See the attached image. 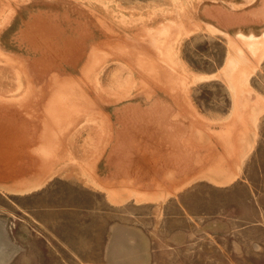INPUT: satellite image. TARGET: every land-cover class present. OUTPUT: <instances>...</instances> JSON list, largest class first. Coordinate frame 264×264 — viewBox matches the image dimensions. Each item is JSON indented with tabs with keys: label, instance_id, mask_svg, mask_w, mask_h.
<instances>
[{
	"label": "bare ground",
	"instance_id": "obj_1",
	"mask_svg": "<svg viewBox=\"0 0 264 264\" xmlns=\"http://www.w3.org/2000/svg\"><path fill=\"white\" fill-rule=\"evenodd\" d=\"M31 1H0V191H39L42 196L34 201L42 210L61 204L74 208L98 205L99 210H108L109 204L122 205L131 196L136 203L143 200L145 192L140 196L135 189L132 195L134 189L130 192L128 186L146 192L168 186L149 182L151 173L161 181L166 166L172 168L182 189L200 177L219 185L229 182L226 169L230 168L222 170L221 161L227 157L223 159L219 152V161L214 162L204 155L208 148L215 152L223 144L227 154L237 158L256 130L252 107L255 102L264 103L258 96L252 103V70L242 45L250 54L262 51L259 54L264 55L263 31L241 36V46L235 37L229 39L234 52L214 77L226 80L234 113L231 121L211 124L191 108L189 87L201 78L189 75L177 56L178 41L190 25L169 17H145L148 22L140 24L128 40L119 29L131 23L125 18L130 12L117 2L101 5V1H94L89 9L98 25L88 24L81 13L69 11L68 5V9L60 2L54 9L50 6L60 0L34 3L14 20L17 9ZM253 18H249L251 23ZM251 23L241 21L239 25ZM176 99L187 105L176 106L180 116L192 112L188 125L173 119ZM201 132L208 137V148L199 144ZM193 133L198 142L191 138ZM75 146L80 148L75 151ZM204 161L206 176L197 174ZM140 182L145 183L137 186ZM61 186L63 192L57 194ZM122 187L128 193L118 189Z\"/></svg>",
	"mask_w": 264,
	"mask_h": 264
},
{
	"label": "rangeland",
	"instance_id": "obj_2",
	"mask_svg": "<svg viewBox=\"0 0 264 264\" xmlns=\"http://www.w3.org/2000/svg\"><path fill=\"white\" fill-rule=\"evenodd\" d=\"M39 1L47 0H32L25 5L26 8L20 7L14 20ZM70 1H52L50 6L54 9L60 2L67 9L70 7L69 11L76 10L75 12L81 13L84 21L88 20L91 25H98V22L89 9H93L95 4L113 5L117 2V6L131 14H125V18L131 23L119 29L124 34L120 35L128 40L129 35H133L139 26L147 23L150 18L153 20L155 17H169L176 23L185 22V25H190L186 29L189 31L181 36L177 45L179 63L189 75L201 78L189 87L192 94L190 107L194 108L203 120L208 121L207 123L219 124L232 120V91L222 76L218 78L214 75L220 73L229 54L234 52L229 39L235 37L236 39H233L241 46V36H255L264 32V25L260 27L258 22H264V14H255L257 9L259 12L264 11V0ZM80 1L84 3L83 6ZM85 9L91 15L88 11L84 12ZM237 12L247 16L246 21L249 23V18L254 17L252 25L236 26H250L251 30L237 29L231 36L207 20L229 26L238 20ZM127 16L131 18L130 21ZM93 18L95 20H92ZM24 20H27V15ZM145 20L147 22H144ZM242 48L247 56L246 63L252 70V103L257 96L264 103V55L259 54L262 51L250 54L243 45ZM235 53L239 57V53ZM256 53L259 55L256 56ZM181 100L187 104L186 100ZM176 101L172 102L177 104L175 106L171 103L174 106L171 109L173 119L188 125V121L192 122V112H189L187 117L184 115L186 119L180 116L176 106L183 105L187 108L188 104ZM188 110L190 111L189 105ZM252 123L255 125H252L253 129L256 130L253 132L252 129L246 150L240 152L237 158V155L232 158L231 153V156L227 154L223 144L220 150L212 152L208 148V137L202 132L198 135L199 140L201 135L203 136L199 144L208 148L205 157H212L214 162L219 161L220 153L223 159L227 157L226 161L221 159L224 165L222 170L230 168L226 169L227 176L229 175L227 184H214L200 177L182 189V186L176 184L172 168L166 166L161 181L151 173L149 182L166 184L169 188L163 185L160 189L149 191L153 193L151 195L137 187L128 186V190L134 189L131 190L132 195L137 193L141 196L145 192V196H141L143 200L136 203L131 196L122 205L109 204L108 210H99L98 205L74 208L62 204L42 210L41 207H35L34 201L36 197L42 196L39 191L19 194L0 191V264H264V104L255 102L252 107ZM192 127L193 125L189 124V128ZM209 133L207 134L210 135ZM83 137L84 135L78 139V144L82 143ZM195 137L193 133L191 138L198 142ZM73 148L76 151L80 147ZM200 166L202 167L198 169L197 174H205V161L200 162ZM130 183L134 184L133 181ZM144 183H137V186ZM118 189L125 190L123 187ZM168 189L169 197L161 201V196ZM56 192L61 194L63 186ZM147 194H150V197Z\"/></svg>",
	"mask_w": 264,
	"mask_h": 264
},
{
	"label": "water",
	"instance_id": "obj_3",
	"mask_svg": "<svg viewBox=\"0 0 264 264\" xmlns=\"http://www.w3.org/2000/svg\"><path fill=\"white\" fill-rule=\"evenodd\" d=\"M236 16L238 17V20L237 21H235L234 23H232L231 25H227L225 22V24L226 25H219L217 22H214L213 20H211V19H207V20H209V21H211V22H213L214 23V25L215 26H218L220 29H222V30H224V31H226L227 33H233V32H236L237 31V25H239V23L241 22V21H246V17L247 16H245V15H243V14H240V13H236ZM226 18H228V19H232V17H226ZM259 22V24H261L260 25V27L261 26H263L264 25V22H262V21H258ZM245 31H246V29H248V27H246V26H244V28H243Z\"/></svg>",
	"mask_w": 264,
	"mask_h": 264
}]
</instances>
